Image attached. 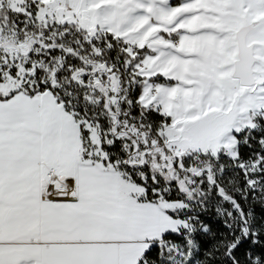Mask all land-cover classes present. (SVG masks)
Wrapping results in <instances>:
<instances>
[{"label": "snow or ice", "instance_id": "1", "mask_svg": "<svg viewBox=\"0 0 264 264\" xmlns=\"http://www.w3.org/2000/svg\"><path fill=\"white\" fill-rule=\"evenodd\" d=\"M0 264H264V0H0Z\"/></svg>", "mask_w": 264, "mask_h": 264}]
</instances>
